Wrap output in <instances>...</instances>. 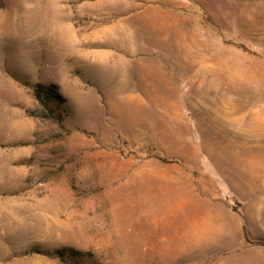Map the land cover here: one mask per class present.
<instances>
[{"label":"rangeland","instance_id":"374dc122","mask_svg":"<svg viewBox=\"0 0 264 264\" xmlns=\"http://www.w3.org/2000/svg\"><path fill=\"white\" fill-rule=\"evenodd\" d=\"M0 264H264V0H0Z\"/></svg>","mask_w":264,"mask_h":264},{"label":"bare ground","instance_id":"6f19581e","mask_svg":"<svg viewBox=\"0 0 264 264\" xmlns=\"http://www.w3.org/2000/svg\"><path fill=\"white\" fill-rule=\"evenodd\" d=\"M62 31H63V30H62ZM65 33H66V31H65ZM66 35H67V34H65V36H66ZM104 57H105V56H104ZM105 59H106V58H105ZM99 60H100V59H99ZM101 61H102V59H101ZM107 61H108V60H107ZM107 61H105V62H107ZM224 126H225L226 128H228L227 123H225ZM248 136L251 137L252 135L248 134Z\"/></svg>","mask_w":264,"mask_h":264}]
</instances>
